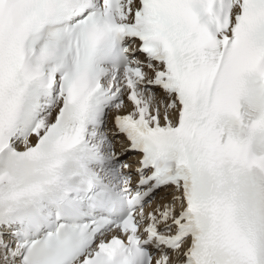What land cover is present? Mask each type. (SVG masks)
Wrapping results in <instances>:
<instances>
[{"label": "snow or ice", "instance_id": "snow-or-ice-1", "mask_svg": "<svg viewBox=\"0 0 264 264\" xmlns=\"http://www.w3.org/2000/svg\"><path fill=\"white\" fill-rule=\"evenodd\" d=\"M0 264H264V0H0Z\"/></svg>", "mask_w": 264, "mask_h": 264}]
</instances>
